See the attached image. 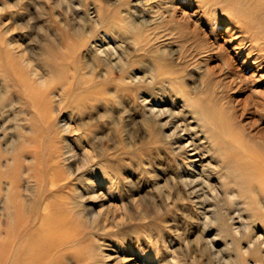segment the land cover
<instances>
[{"label": "rangeland", "instance_id": "1", "mask_svg": "<svg viewBox=\"0 0 264 264\" xmlns=\"http://www.w3.org/2000/svg\"><path fill=\"white\" fill-rule=\"evenodd\" d=\"M146 1L0 0L2 235L45 206L48 228L65 219L77 238L52 264H261L264 62L214 0ZM95 44L117 56L101 64Z\"/></svg>", "mask_w": 264, "mask_h": 264}, {"label": "bare ground", "instance_id": "2", "mask_svg": "<svg viewBox=\"0 0 264 264\" xmlns=\"http://www.w3.org/2000/svg\"><path fill=\"white\" fill-rule=\"evenodd\" d=\"M148 1V0H147ZM146 1V2H147ZM205 1V3H206V1L207 0H204ZM211 1H213V0H211ZM260 1H262L263 2V4H264V0H237V1H233V2H231L230 0H214L212 3H210V4H212V5H210V6H216V5H218L219 4V6H220V8H217L216 10H218L219 9V11L220 10H224L225 8V12H223V10H222V13H221V11L220 12H217V13H219V15H220V13L221 14H225V15H227V16H229L230 17V19H232V21H239L240 20V18L243 20V21H246L245 23H239V22H234L235 24L236 23H238L237 24V26H232V30L233 31H236V30H238V31H236L235 32V34H237V35H239L240 33H241V35H239L240 37H241V39L242 40H245V41H247V42H249V46L247 47V49L249 50V52H251L253 49V47L257 50L256 52H257V54H255L256 55V57H255V59H258V58H260V62L261 61H263L264 62V34H262L263 33V31H262V29H261V27L259 26V24L257 25V23H254V22H252L250 19H249V17H248V15H250V14H252V15H255L256 13H260L261 15H263L264 16V5H262L263 7L261 8V9H259L258 11H257V9L256 8H254L255 7V3L257 2L258 3V5L259 6H261V2ZM167 2V1H166ZM200 3V2H199ZM203 3V2H202ZM204 3V4H205ZM226 4H229L228 6L226 5ZM200 5H201V3H200ZM224 5L226 6V7H224ZM248 5H252V7H253V9H250V11L246 8V6H248ZM5 6V5H4ZM166 6V5H165ZM203 6V5H202ZM205 6V5H204ZM218 6V7H219ZM2 7V6H1ZM168 7V6H167ZM171 7H173V6H171ZM217 7V6H216ZM215 7V8H216ZM257 7V6H256ZM166 8V7H165ZM202 8V7H201ZM205 8H207V7H205ZM204 8V9H205ZM214 8V9H215ZM169 10H171V9H169ZM201 10V9H200ZM208 10V9H207ZM96 12H99V10L97 9V11ZM161 12H162V10H161ZM214 12V10H212V8L210 9V13H211V15H212V13ZM159 13H160V11H159ZM206 14H207V12H206ZM260 15V16H261ZM251 16V15H250ZM262 16V17H263ZM259 17V16H258ZM261 17V18H262ZM160 18V17H159ZM220 18V17H219ZM223 18V17H222ZM228 18V17H227ZM213 19H215V16H214V18ZM237 19V20H236ZM263 19V18H262ZM209 20H211V19H209ZM219 20V19H218ZM4 21V20H3ZM151 21V20H150ZM264 21V20H263ZM135 23V22H134ZM210 23V22H209ZM156 24H157V22H156ZM11 25V24H10ZM6 27V26H5ZM132 27V26H131ZM136 27V26H135ZM228 27V26H227ZM239 28V29H236V28ZM76 28V27H75ZM122 28V27H121ZM129 28V27H128ZM212 28V27H211ZM264 28V27H263ZM156 29V28H155ZM149 30H150V28L149 29H146V31L145 32H149ZM138 31V30H137ZM141 31V30H140ZM144 31V30H143ZM252 33H251V32ZM125 32V31H124ZM156 32V31H155ZM232 32V31H231ZM247 32H250V35H247L246 33ZM139 33V32H138ZM143 33V32H142ZM228 33V32H227ZM230 33V32H229ZM156 34V33H155ZM234 34V35H235ZM102 35V34H101ZM151 35H152V31H151ZM232 35V34H231ZM236 35V36H237ZM144 36V35H143ZM155 36H157V35H155ZM155 36L153 37V38H155ZM105 37V36H104ZM140 37V36H139ZM138 37V38H139ZM228 37H229V35H228ZM235 37V36H234ZM15 38H16V36H15ZM231 38V37H230ZM108 41V40H107ZM233 41V40H232ZM11 42H13V41H11ZM15 42V41H14ZM102 42V41H101ZM144 42V41H143ZM238 42V41H237ZM9 43V42H8ZM139 43V42H138ZM239 43H241L240 41H239ZM94 44V43H93ZM99 44V43H98ZM141 44H142V42H141ZM204 44V43H203ZM231 44V43H230ZM16 45V44H15ZM111 45V44H110ZM212 45V44H211ZM103 46V45H102ZM213 46V45H212ZM232 47V46H231ZM239 47V46H238ZM16 48V47H15ZM210 48V47H209ZM216 48H218V46L216 47ZM225 48V47H224ZM223 48V49H224ZM244 48V47H243ZM12 49V48H11ZM90 49H92V51H93V54L96 56V58L97 59H99V61H100V63L101 64H104V65H108V64H110V62H111V60L113 59V57L117 54V50L115 49V47H111V46H106V47H101V45H96L95 44V46H92V47H90ZM16 50V49H15ZM25 50V49H24ZM134 51V50H133ZM240 51V50H239ZM254 51V50H253ZM16 52V51H15ZM207 52V51H206ZM218 52V51H217ZM250 54V53H249ZM54 55V54H53ZM121 55V54H120ZM229 55V54H228ZM254 55V56H255ZM26 56V55H25ZM117 56V55H116ZM122 56V55H121ZM215 56V55H214ZM51 57V56H50ZM115 59H116V57H115ZM121 59V58H120ZM220 60V59H219ZM232 60V59H231ZM248 60V59H247ZM56 61V60H55ZM98 61V62H99ZM251 61H252V59H251ZM27 62V61H26ZM57 62V61H56ZM246 62H248V61H246ZM260 62H259V64H260ZM116 63H118V62H116ZM254 63V62H253ZM255 63H257V62H255ZM51 64H52V62H51ZM113 64V63H112ZM258 64V63H257ZM29 65V64H28ZM227 65V64H226ZM32 66V65H31ZM53 66V65H52ZM217 66H219V65H217ZM255 66H257V65H255ZM55 67V66H54ZM225 67V66H224ZM209 68V67H208ZM211 68V67H210ZM223 68V67H222ZM222 68H221V66H220V70H222ZM29 69H31V68H29ZM214 69V68H213ZM218 69V70H219ZM258 69H260V68H258ZM220 70H219V72H220ZM32 71V70H31ZM41 71V70H40ZM207 71V70H206ZM209 72H211V71H207L206 73H209ZM229 72V71H228ZM227 72V73H228ZM214 73V72H213ZM225 74V73H224ZM233 74V73H232ZM32 75V74H31ZM38 75V74H37ZM108 75V74H107ZM208 75V74H207ZM235 75V74H234ZM221 76V75H220ZM224 76V78L226 79L225 80V82L223 81V79H222V81H223V83L224 84H230L231 82H233V80H232V78H228L229 76H227V75H223ZM236 76V75H235ZM263 76H264V74L263 73H260V78H263ZM132 77H133V75H132ZM215 78V77H214ZM221 78V77H220ZM228 78V79H227ZM235 78V77H234ZM36 79V78H35ZM38 79V78H37ZM208 79V78H207ZM43 81V80H42ZM85 82H86V80H84ZM88 81V80H87ZM241 81V80H240ZM82 82V81H81ZM235 82V81H234ZM218 83V82H217ZM219 84V83H218ZM84 85H86L85 87H84V89H89V88H93V87H95L94 85H95V83H91V81L90 82H88L87 84H84ZM220 85V84H219ZM226 86V85H225ZM220 87V86H219ZM219 89V88H218ZM82 91V90H81ZM57 94V93H56ZM56 94H55V96H56ZM260 96H262V98L264 99V91H263V93H260ZM58 97V96H57ZM61 98V97H60ZM78 98H80V97H78ZM185 98H186V96H185ZM186 100V99H185ZM189 100V99H188ZM76 104H79L80 103V101H79V103H78V101L76 100V101H74ZM261 101H259V102H257L256 104H254V106H256L258 103H260ZM211 105H213V104H211ZM208 108V107H207ZM209 109V108H208ZM213 109V108H212ZM262 109H263V107H262ZM153 111V110H152ZM159 111V110H158ZM161 111V110H160ZM211 111V110H210ZM162 113V112H161ZM151 114H152V112H151ZM160 114V113H159ZM210 114H211V112H210ZM48 115H49V113H48ZM150 115V114H149ZM156 115H157V113H156ZM174 115V114H173ZM203 115V114H202ZM171 116V115H170ZM206 116V115H205ZM48 118H49V116H47ZM172 117V116H171ZM203 118V117H202ZM211 118H212V116H211ZM216 118V117H215ZM217 119V118H216ZM216 119H215V121H216ZM23 121V120H22ZM209 121H210V119H209ZM213 121V120H212ZM177 123V122H176ZM184 123V122H183ZM215 122H213V124H214ZM76 124V123H75ZM180 124V123H179ZM216 124V123H215ZM225 124V123H224ZM183 125V124H182ZM181 125H178V124H175V134H176V131L179 129V127H180ZM195 126H197V124L195 125ZM194 126V127H195ZM225 128H226V126H225ZM72 130V129H71ZM78 130V129H77ZM182 130H183V128H182ZM211 130V129H210ZM209 130V131H210ZM222 130H223V126H222ZM224 131V130H223ZM225 131H227V130H225ZM219 131H217V133H218ZM234 132V131H233ZM190 133V132H189ZM198 133V132H197ZM210 133V132H209ZM208 133V134H209ZM227 133V132H226ZM216 134V133H215ZM225 134V133H224ZM219 135H220V133H219ZM221 135H223V134H221ZM210 135H208V137H209ZM234 136V135H233ZM222 137V136H221ZM191 138V137H190ZM223 138H225L224 136H223ZM203 139V138H202ZM214 139V138H213ZM221 139V138H220ZM232 139H234L233 137H232ZM181 140V139H180ZM189 140V139H188ZM237 141H239V140H237ZM237 141H235V143L237 142ZM263 141H264V139H263ZM262 141V142H263ZM224 142V141H223ZM227 142V141H226ZM191 143H193L192 141H191ZM229 143V142H228ZM239 143H241L240 141H239ZM238 143V144H239ZM231 144H233V143H231ZM237 144V145H238ZM189 145V144H188ZM240 145H242V144H240ZM191 146V145H190ZM234 145H232V147H233ZM239 146V145H238ZM245 145H243V147H241V148H246V147H244ZM227 147H229V146H227ZM226 147V148H227ZM231 147V146H230ZM193 148V147H192ZM234 148H236V146H234ZM193 150H194V148H193ZM237 150V149H236ZM241 150V149H240ZM195 151V150H194ZM241 151H243V153L241 152ZM241 151H239V150H237V152H239L238 154V156H236L235 155V159H236V157L237 158H241V154H240V152L242 153V154H245V151H247L248 152V150H241ZM246 152V153H247ZM248 154V153H247ZM262 154V153H261ZM249 156L251 155V154H248ZM263 155V154H262ZM240 156V157H239ZM247 156V155H246ZM252 156H253V154H252ZM255 156V155H254ZM259 157H260V155H259ZM263 157V156H262ZM261 157V158H262ZM201 158V157H200ZM243 158V157H242ZM241 158V159H242ZM252 157H250V159H251ZM255 158V157H254ZM261 158H259V160L261 159ZM244 160V159H243ZM245 160H247L248 161V157H247V159L245 158ZM264 160V159H263ZM262 159L260 160V162L258 161V159H257V161L256 160H251L252 162H253V165H254V163H256V164H259V166H257L258 168H257V171L258 172H260V169H261V173H262V177H261V179H262V181H263V184H264V161H263ZM235 161V160H234ZM238 161H239V159H238ZM241 161V160H240ZM247 161H241L242 163H246L247 164ZM256 161V162H255ZM201 162V161H200ZM237 162V161H236ZM240 162V163H241ZM236 164H238V163H236ZM242 165V164H241ZM245 166H247V165H244L243 167H245ZM255 166V165H254ZM254 166H252V167H254ZM248 170H247V172L248 171H251L250 170V168H249V162H248ZM247 167H245V168H247ZM250 167H251V163H250ZM251 167V168H252ZM256 167V166H255ZM255 167H254V169H255ZM260 168V169H259ZM240 171H241V169H239ZM253 170V169H252ZM256 170V169H255ZM242 172V171H241ZM186 173V172H185ZM243 174H245L244 172H243ZM251 174H252V172H251ZM250 174V175H251ZM256 174H258V173H256ZM255 174V175H256ZM260 174V173H259ZM253 175V174H252ZM200 176V175H199ZM261 176V174L258 176V177H260ZM258 177H255L254 176V178L256 179V180H259L258 179ZM249 178H250V176H249ZM249 178H248V180H249ZM85 179L87 180L88 179V177L86 178L85 177ZM251 179V178H250ZM185 181V180H184ZM196 181H199V182H201L200 180H199V178H196V177H194V179L192 178V179H188V181H186L185 182V185H187V187L188 188H192V187H195V185H197V184H195L196 183ZM203 182V181H202ZM246 182V181H245ZM259 182V181H258ZM248 183V182H247ZM261 185H262V183H261ZM202 186V185H201ZM259 186H260V184H259ZM212 188V187H211ZM211 188H210V190H211ZM260 188H261V186H260ZM208 189V188H207ZM4 190V189H3ZM2 190V191H3ZM5 190L7 191L8 189H7V187L5 188ZM28 190V189H27ZM264 190V189H263ZM263 190H261V191H263ZM199 191H201V192H199ZM264 192V191H263ZM190 193H194V194H196V195H198V196H200L199 194H205V191H203V189L201 188V187H197V189H192L191 191H190ZM207 193V192H206ZM213 193V192H212ZM218 193V192H217ZM209 194V193H208ZM77 195V197H79L80 198V196H81V193H79L78 192V194H76ZM212 195V194H211ZM217 195V194H216ZM205 196H207V194L205 195ZM209 196V195H208ZM77 197H75V198H77ZM97 196H94V198H96ZM4 198V197H3ZM75 198H74V202H75ZM2 200V199H1ZM78 200V201H77ZM76 200V202H77V205H78V202L81 204V202H83V201H79V199H77ZM4 201H6V200H4ZM8 202V201H7ZM73 202V203H74ZM6 203V202H5ZM35 204V203H34ZM82 205V204H81ZM80 205V206H81ZM76 205H74V207H75ZM2 207H3V205H2ZM17 207V206H16ZM45 206L44 207H42V212H41V214L40 215H38L37 217L36 216H32L33 218H32V220H33V222H36L34 225H33V230L31 229V227L30 228H28V225H27V221H28V219L26 220H24V219H22L21 220V222L16 226V230H17V233L15 234V235H13V239H12V242H10V241H8V240H6L7 238L6 237H4L3 235H5V231H2L1 229H0V237H2V239L0 240V264H52V257L55 255V254H58V253H60V252H63L62 251V248L67 244V243H72V242H74L77 238L75 237V236H72L71 234H66V231H69V228H70V226H69V224H68V222H66L65 221V219L63 220V222L61 223V222H57V227H51V228H48L49 226H47V223H48V220H46V218H47V213L45 212ZM72 210V209H71ZM84 210V211H83ZM82 211L84 212L83 214H86V218L88 219V220H90L91 222H96V221H98V218L100 217V215H101V213L99 212V213H92V210L90 209V208H84V209H82ZM82 214V213H81ZM28 218H31V217H28ZM207 218V217H206ZM213 221H215L214 219H213ZM209 222V221H208ZM230 228V227H229ZM26 229V230H25ZM234 229V228H233ZM236 230V229H235ZM237 231V230H236ZM256 231V230H255ZM3 234V235H2ZM254 239H253V244H254V246L255 247H257V249H259V256H258V254H256L258 257H260L259 258V262H261V264H263L264 263V252H263V247H264V240L261 238V235L260 234H256L255 232H254ZM116 240V239H115ZM252 240V239H251ZM210 241V240H209ZM210 243V242H209ZM75 244V243H74ZM73 244V245H74ZM121 244L122 243H120V245H119V243H118V245L121 247ZM124 245V244H123ZM210 245V244H209ZM238 245V244H237ZM212 247V246H211ZM232 247V246H231ZM157 248V247H156ZM234 248H235V246H234ZM242 248V247H241ZM249 248V247H248ZM124 249H126V247L125 248H123V250ZM121 250V249H120ZM153 250H154V248H153ZM228 250V249H227ZM244 250V249H243ZM242 250V251H243ZM10 251H11V253H10ZM128 251V250H127ZM156 251V250H155ZM239 251H241V250H239ZM100 252V251H99ZM103 252V251H102ZM139 252V251H138ZM168 252V251H167ZM125 253V252H124ZM169 253V252H168ZM172 253V252H171ZM233 253V252H232ZM231 253V254H232ZM250 253H251V251H250ZM253 253V252H252ZM108 254V253H107ZM243 254H244V252H243ZM243 254L241 255V256H243ZM59 255V254H58ZM111 255V254H110ZM238 255H239V253H238ZM78 256H80V255H78ZM107 256V255H106ZM229 256H231L230 255V253H229ZM257 256H255V257H257ZM58 257H60V256H58ZM103 257H104V255H103ZM141 257V256H140ZM143 257V256H142ZM170 258H169V261H173V259H175L174 258V256L171 254V256H169ZM79 258V257H78ZM108 258V257H107ZM106 258V259H107ZM110 258V257H109ZM151 258V257H150ZM229 258V257H228ZM233 258V257H232ZM81 259H82V256H81ZM103 259H105V258H103ZM149 259V258H148ZM151 259H153V258H151ZM227 259V258H226ZM240 259H241V257H240ZM102 260V259H101ZM156 260V259H155ZM234 260V259H233ZM237 260V259H236ZM258 260V259H257ZM151 261V260H150ZM153 261V260H152ZM157 261V260H156ZM167 261V260H166ZM228 261V260H227ZM157 262H159V261H157ZM174 262V261H173ZM226 262V261H225ZM237 262V261H236ZM242 262V261H241ZM254 262V261H253ZM258 262V263H259ZM78 263V262H77ZM156 263V262H155ZM169 263V262H168ZM172 263V262H171ZM226 263H228V262H226ZM78 264H80V262L78 263ZM82 264V263H81ZM157 264V263H156ZM170 264V263H169ZM232 264H233V261H232ZM244 264H246V262L244 263ZM252 264V263H251ZM256 264H257V262H256Z\"/></svg>", "mask_w": 264, "mask_h": 264}]
</instances>
